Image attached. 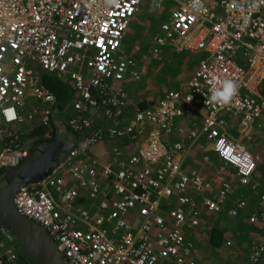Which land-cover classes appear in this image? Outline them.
<instances>
[{
    "label": "built area",
    "instance_id": "2783aa9c",
    "mask_svg": "<svg viewBox=\"0 0 264 264\" xmlns=\"http://www.w3.org/2000/svg\"><path fill=\"white\" fill-rule=\"evenodd\" d=\"M142 1L0 0V171L15 167L30 151L26 142L33 137H23L19 124L45 126L49 136L58 111L54 92L32 65L71 86V101L59 110L80 137L48 175L22 183L14 195L16 209L39 225L71 264H197L186 229L200 225L204 209L237 218L250 210L249 202L231 195L240 184L259 186L258 155L248 141L263 127L258 119L264 112L259 88L264 0H172L149 51L155 54L158 45L167 44L206 55L186 89L165 90L144 107L136 103L125 117L128 94L122 82L140 79L144 64L136 68L138 58L118 56V50ZM223 79L237 85L230 105L205 103ZM195 112L201 116L195 126L175 123ZM228 112L239 116L238 138L226 131ZM121 139L133 144L127 155L126 143L115 146ZM198 141L221 161L212 175L184 163ZM104 142L108 147L98 154L87 153ZM201 161L210 164L209 154ZM259 202L263 208L250 211V223L264 224V189ZM15 239L0 224V264H33L19 261ZM263 251L264 238L251 244L248 262L255 264Z\"/></svg>",
    "mask_w": 264,
    "mask_h": 264
},
{
    "label": "rangeland",
    "instance_id": "374dc122",
    "mask_svg": "<svg viewBox=\"0 0 264 264\" xmlns=\"http://www.w3.org/2000/svg\"><path fill=\"white\" fill-rule=\"evenodd\" d=\"M173 5L174 4L172 0H162L161 7L158 9H155L151 7L149 0H143L140 3L139 9L134 13L132 20L125 32L122 43L120 44V48L118 50V56H122L126 58L131 54V56L138 58L139 62L136 65V68L139 69V63L144 64V66L140 67L141 69L140 79L128 77L126 78L127 81L122 82V84L125 83L126 90L127 89L128 90L129 89L131 90L141 89V87L143 88L145 85L148 84V85L154 86V89L157 90V92L155 93V96L157 95L161 96L164 90H167L168 88H171V87L178 86L179 77L177 76V74L179 70L181 69V67H182V70L188 69L192 62H197L199 58L204 57L205 53L203 51L188 50V49L176 50L172 46H169L167 44H161V45H158L159 50L158 52L154 54L153 57L149 58V60H146V59L141 60V55L143 54V52L146 53L152 49V46H150V39H149V44L146 48H142L139 51L135 50L136 45L145 41L146 38H150L156 33H161L160 24L168 18L169 14L172 11ZM184 55L189 56L190 60L188 62H184L182 60ZM238 63L244 68L248 67V64L245 63L243 59H240ZM32 66L34 70L37 73H39L40 76L44 77L45 80L46 79L48 80V79H51V77H54L52 73L42 70V68L38 64H34ZM261 84L264 85V80L261 81ZM68 86H67V91H69V96H70L69 100H71L72 90H71L70 84H68ZM182 118H185V116L177 117L176 119L180 120ZM28 127L29 125L26 123L19 124V129L22 132L27 130ZM58 129L59 130L52 138L48 140L38 141L34 144V146L40 142H42L43 144H49V145L51 144L54 146L58 155L61 156V154L64 153V150L69 147V143L73 141L75 142V140L78 139L80 135L76 136V134L73 131H71L66 126V124H63L62 126L61 124H59ZM231 132L235 133V130L233 129L231 130ZM262 134H264V132ZM23 137L27 138L29 137V135L24 136V133H23ZM35 137H33L31 141L26 142V145L29 148L32 145ZM263 139H264V136L261 137L260 139L255 138V142L259 143ZM60 141H66L67 143L60 145ZM123 143H126L129 147H132L133 145L132 143L128 142L127 139H121L115 142V146L118 148V146H121ZM256 148L257 146H255L254 148L250 147V150L252 149L254 151ZM127 149L128 147L125 148V150L123 149L122 150L123 153H125ZM66 150L68 152V149ZM87 153L90 155L91 151H87ZM66 154H64L63 158H60V159L63 160ZM209 156H210V160L213 162L215 159L214 158L215 153L211 151L209 152ZM51 163L55 165L57 162L53 161ZM4 172L6 171H3L1 174H3ZM69 180L70 179L66 176L65 181L67 182ZM250 192L251 190L247 185L240 184L238 186L237 192L233 193L231 196L234 198L238 194L243 193V196L246 197L248 196ZM223 213L225 212H219L218 215L222 216ZM213 215L214 214H212L211 216ZM219 216H218V219L215 220L216 222L215 226L217 227V229L220 228V226L223 223H225L224 222L225 219H222V217L220 218ZM223 229L232 234V239L237 244L241 246L242 245L241 243H244V246L243 245L241 246L242 247L241 251H244L245 254H248L250 250L251 243H252L251 239L252 238L254 239V237L258 234H262V233L264 234V225H260L258 223H250L247 221L240 222L239 227L238 226L233 227L232 224L226 223L225 226H223ZM210 233H211V229L207 228L199 238L195 237L194 235L189 236V238L192 239V241L194 242L195 247H197V252H196L197 264L198 262L203 264V260L205 259V257H202V256L205 255L204 253L206 252L205 247H207L206 245L209 242ZM15 243H16V239H15ZM15 249L19 250L17 246H15ZM208 255H209V251H208L206 258H208Z\"/></svg>",
    "mask_w": 264,
    "mask_h": 264
},
{
    "label": "crops",
    "instance_id": "0c3cea01",
    "mask_svg": "<svg viewBox=\"0 0 264 264\" xmlns=\"http://www.w3.org/2000/svg\"><path fill=\"white\" fill-rule=\"evenodd\" d=\"M149 2L151 4V7L155 8V9H158L161 7L160 6L161 4L159 6H156V4H154V0H149ZM149 39H150V46H151L152 36L150 38H146V40L141 42L140 44H137L136 47L138 46V49L135 47V50L139 51L142 48H146L149 44ZM197 51H200V50H197ZM146 53H149V54H146ZM146 53L143 52V54H146V58H143L142 57L143 54H142L141 55L142 59L149 60V58L154 56V54H152L150 51H148ZM205 55H206V53H205ZM182 60L184 62H188L190 60V58L188 55H184ZM197 62H192L191 65L189 66V68L185 69V70H182V67H181V69L179 70V72L177 74V76L179 77V84H178V86H175L172 88L182 89V90L187 88V84H188L191 76L193 75L195 69L197 68ZM261 75L263 77L262 80H264V67L261 70ZM122 86L125 88V83H123ZM259 88L261 89L262 93L264 94V92H263L264 85H262L261 82L259 83ZM126 91L128 94V102H127L126 108H125V117H128L131 115V113L134 110L133 106L136 103H139V105H141V107H144V105L146 104V100H156L158 98L163 97V94H164V92H163V94L161 96H158V95L155 96V93L157 92V90L154 89V86L148 85V84L145 85L143 88L141 87V89H137V90H131V89L128 90L127 89ZM67 112H71V109H69V111H67ZM184 116H185V118H182L180 120H177L176 119L177 117H176L175 123L178 125L183 124V125H185V127H190V126H195V124L198 122H201V116L199 115L198 112L188 114V115H184ZM196 116H198V117H196ZM224 116L226 117L227 122L231 124L229 126L230 128L228 127L229 129L226 130L228 132V134L233 138L240 137L242 135L240 132L242 127L240 128L239 123H238L239 122V116H237V115L234 116L230 112H228ZM258 121H261L263 127L256 129L255 138L260 139L261 137L264 136V134H262L264 132V112L262 113V115L258 119ZM59 124H61V126L63 124H66L65 123V117L62 114L61 110L55 111L53 114L52 125L55 127V129L57 131L59 130L58 129ZM233 129L235 130V133L231 132V130H233ZM255 138L251 141H248L249 142L248 147L250 149V147L254 148L255 146H257V148L254 151L252 149H251V151L254 154L258 155V165H257L255 173H254V178L257 179V181H259L258 189H256V190L250 189L251 192L246 197L243 196V193H240L236 197H234V198H238V197L242 196V197L246 198L247 201L249 202V209L250 210H248L247 212L242 211L237 218H231L227 214V212L223 213L222 216H219L218 213H213L212 211H208V210L204 209L202 212V216L200 218L201 219L200 225L198 227H196V229H194V228L186 229V233H187L188 237L191 235H194L197 238H199L207 228L211 229V233L209 234V242L206 245L207 247H205L206 252H204L205 255L202 256V257H205V259L203 260V264H250L248 262L249 252H248V254H245L244 251H241L242 250L241 246L242 245L244 246V243H241L242 244L241 246L239 244H237L232 239V234L230 232L225 231L223 229V226H225L226 223H230L233 225V227H235V226L239 227L240 222H244V221L249 222L248 221V215L250 214V211H253L254 209L256 210L259 208H263V206L259 202V193L264 189V139L258 143V142H255ZM168 139L169 140L175 139L174 134L173 133L169 134ZM190 142H191L190 139H186V141L184 143L185 146L188 147ZM73 143H74V141L70 142L69 147ZM108 144H109L108 142H104L100 145H96L94 147V149L90 150L91 155L93 154V151H95L98 154L101 151V149H104V147H108ZM127 147H128V149L126 150L124 155H127L128 152L132 148V147H129L128 145H126L125 148H127ZM211 151L212 150H206L205 151L203 149V141H198V142L194 143L191 146V148L188 149L186 156H185V159H184V163L186 164V166L188 168L195 167V168H198L200 171H203V169H204L205 172L207 173L206 175H209V174L212 175L215 172V170L218 168V166L221 165V161H220L219 157H217V155L215 154V156H214L215 159L213 162L211 161L210 164H204L201 161V155H203L204 153L209 154V152H211ZM104 157L111 158V155L107 154V155H104ZM259 210L261 211V209H259ZM212 214H214V215L211 216ZM218 216L220 218L222 217V219H225V221H224L225 223H223L220 226V228L217 229V227L215 226V223H216L215 220L218 219ZM258 224L264 225L263 223H258ZM213 234H215L217 237L218 236L221 237L218 244H215L212 241ZM230 234H231V236H230ZM262 238H264L263 233L256 235L254 237V239L253 238L251 239V241H252V243L259 242ZM227 239L231 240L232 244L227 245L226 244ZM13 243H15V242L13 241ZM208 251H209V255H208V258H206ZM196 252H197V247H196ZM195 258H196V254H195ZM198 264H201V263L198 262Z\"/></svg>",
    "mask_w": 264,
    "mask_h": 264
},
{
    "label": "water",
    "instance_id": "95a60500",
    "mask_svg": "<svg viewBox=\"0 0 264 264\" xmlns=\"http://www.w3.org/2000/svg\"><path fill=\"white\" fill-rule=\"evenodd\" d=\"M67 143L60 141V145ZM69 150V147L66 148ZM58 155L53 145L37 143L15 167L0 176V224L14 233L22 255L33 264H71L57 250L48 234L33 220L25 217L15 207L14 195L20 185L39 180L48 175L53 164L63 158L67 150ZM255 264H264V251Z\"/></svg>",
    "mask_w": 264,
    "mask_h": 264
},
{
    "label": "trees",
    "instance_id": "16d2710c",
    "mask_svg": "<svg viewBox=\"0 0 264 264\" xmlns=\"http://www.w3.org/2000/svg\"><path fill=\"white\" fill-rule=\"evenodd\" d=\"M41 81L51 90L54 92L55 96H56V100L54 102V106H56V110L62 109L64 107L65 104H67L70 100V96H69V91H67V86L68 83L61 81L59 78H57L56 76L51 77V79H44L43 76H40ZM69 87V86H68ZM71 92V91H70ZM264 92V90H263ZM53 126V125H52ZM47 131V128L45 126L42 125H35V126H31L29 125V127L27 128V130L24 131V136L29 135V138L35 137L33 140L32 145L30 146V149L34 146V144L38 141H43V140H48L50 138H52L56 133L57 130L55 129V127L53 126L52 129L50 130V135L49 136H44V133ZM76 134V136L79 135V133L74 132ZM3 171H0V173H2ZM220 236H216L215 234H213L212 236V241L215 244H218L219 240H220ZM17 245V243H16ZM18 246V245H17ZM19 254H17V258L19 259V261H24V262H30L28 259H26L22 253L18 252Z\"/></svg>",
    "mask_w": 264,
    "mask_h": 264
},
{
    "label": "clouds",
    "instance_id": "9594fccd",
    "mask_svg": "<svg viewBox=\"0 0 264 264\" xmlns=\"http://www.w3.org/2000/svg\"><path fill=\"white\" fill-rule=\"evenodd\" d=\"M109 2L115 3L116 0H109ZM218 85H219L218 87H215L211 91V94L209 97L206 98L205 103L215 104L220 107L230 105L233 97L236 95L237 90H238L236 82L232 79H223V80L218 81ZM168 89H172V87ZM16 243H17V240H16Z\"/></svg>",
    "mask_w": 264,
    "mask_h": 264
},
{
    "label": "flooded vegetation",
    "instance_id": "af4514ba",
    "mask_svg": "<svg viewBox=\"0 0 264 264\" xmlns=\"http://www.w3.org/2000/svg\"><path fill=\"white\" fill-rule=\"evenodd\" d=\"M0 175H1V173H0ZM14 245V244H13ZM15 246H16V243H15ZM19 252V250H17V253ZM19 254V253H18Z\"/></svg>",
    "mask_w": 264,
    "mask_h": 264
}]
</instances>
